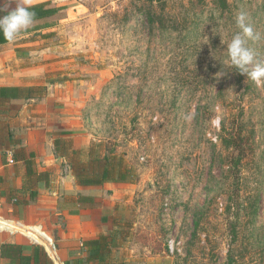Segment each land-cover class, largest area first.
<instances>
[{"label":"rangeland","instance_id":"obj_1","mask_svg":"<svg viewBox=\"0 0 264 264\" xmlns=\"http://www.w3.org/2000/svg\"><path fill=\"white\" fill-rule=\"evenodd\" d=\"M49 4L63 8L21 34L9 63L44 62L47 84L79 87L90 157L129 169L108 234L117 259L264 264V85L223 65L221 43L241 12L264 32V0Z\"/></svg>","mask_w":264,"mask_h":264},{"label":"crops","instance_id":"obj_2","mask_svg":"<svg viewBox=\"0 0 264 264\" xmlns=\"http://www.w3.org/2000/svg\"><path fill=\"white\" fill-rule=\"evenodd\" d=\"M46 1L50 0H31V4ZM22 2L0 0V6L12 10ZM14 42L0 45V85L41 86L44 92L35 98L0 101V247L17 243L28 254L32 245H40L53 264H64L85 256L83 240L108 235L116 228L112 208L124 192L122 185L128 183H77L72 164L91 158L93 140L75 115L79 87L47 84L46 77L53 71H42L44 62L15 68L9 62L17 60L21 51ZM67 88H72L69 97ZM118 249H113V256L121 258ZM0 264L9 261L0 256Z\"/></svg>","mask_w":264,"mask_h":264},{"label":"trees","instance_id":"obj_3","mask_svg":"<svg viewBox=\"0 0 264 264\" xmlns=\"http://www.w3.org/2000/svg\"><path fill=\"white\" fill-rule=\"evenodd\" d=\"M224 2V0H222ZM31 10L35 13L34 21L46 19L55 15L63 7L50 6L49 2H40L31 4ZM11 10H5L0 6V15H5ZM41 26H35L32 30H38ZM27 32V31H26ZM6 41L0 34V45ZM49 83H52L50 81ZM44 87H19V86H1L0 101H9L16 98H35L43 94ZM55 141V145H56ZM234 141V146L236 147ZM70 147L66 143L65 147ZM72 154L77 151L72 150ZM90 153V151H89ZM92 154V152H91ZM117 156L108 151L103 157H91L87 162L77 160L73 162V174L79 185H101L107 181L126 182L129 169L119 163ZM88 200V197H80L82 200ZM114 244L109 235L101 234L95 238L82 241L81 250L85 253L84 257L71 258L65 260L64 264H126L123 260L113 256ZM23 246L17 243H3L0 247L1 258H6L9 264H53L52 259L47 255L44 248L40 245H32L28 254L23 253Z\"/></svg>","mask_w":264,"mask_h":264},{"label":"clouds","instance_id":"obj_4","mask_svg":"<svg viewBox=\"0 0 264 264\" xmlns=\"http://www.w3.org/2000/svg\"><path fill=\"white\" fill-rule=\"evenodd\" d=\"M31 0H23L5 15H0V34L9 43L25 33L34 23L35 13L31 10ZM236 28L231 39L222 41L226 48L222 51V62L229 69H236L256 85H264V57L249 45L252 42H264V32L254 29L249 15L241 12L236 17ZM224 73H217V77ZM219 121H217L218 123Z\"/></svg>","mask_w":264,"mask_h":264},{"label":"built area","instance_id":"obj_5","mask_svg":"<svg viewBox=\"0 0 264 264\" xmlns=\"http://www.w3.org/2000/svg\"><path fill=\"white\" fill-rule=\"evenodd\" d=\"M173 244H174V242L173 241H170L169 248H170L171 251L173 250Z\"/></svg>","mask_w":264,"mask_h":264}]
</instances>
